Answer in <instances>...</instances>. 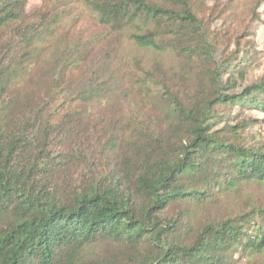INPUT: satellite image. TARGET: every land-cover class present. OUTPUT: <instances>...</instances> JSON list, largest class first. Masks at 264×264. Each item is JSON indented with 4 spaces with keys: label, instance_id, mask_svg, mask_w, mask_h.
Returning a JSON list of instances; mask_svg holds the SVG:
<instances>
[{
    "label": "trees",
    "instance_id": "trees-1",
    "mask_svg": "<svg viewBox=\"0 0 264 264\" xmlns=\"http://www.w3.org/2000/svg\"><path fill=\"white\" fill-rule=\"evenodd\" d=\"M36 2L0 0V264H264V0Z\"/></svg>",
    "mask_w": 264,
    "mask_h": 264
},
{
    "label": "rangeland",
    "instance_id": "rangeland-1",
    "mask_svg": "<svg viewBox=\"0 0 264 264\" xmlns=\"http://www.w3.org/2000/svg\"><path fill=\"white\" fill-rule=\"evenodd\" d=\"M67 1V0H66ZM81 0H71L69 2L68 7H71L70 10L72 11V16H76L79 14L80 11H83L81 8ZM36 0H29L30 6L36 5ZM264 9V7H263ZM79 10V11H78ZM264 18V14H261ZM83 20L82 22H87L85 20L87 18V14L82 15ZM85 18V19H84ZM254 42L256 43V52H257V59L255 60L256 66H259L260 70L256 75H260L262 73V70L264 69V26H256L254 27ZM125 50V57L131 59L133 56H143L144 62L148 63L155 59V55L151 54L148 51L138 50L134 48H129L127 45L124 46ZM162 62L167 65L168 67L173 65V60L169 56H163ZM253 76V75H251ZM250 76V77H251ZM259 258L252 260L254 264H262L259 262ZM250 262V261H249ZM264 263V262H263Z\"/></svg>",
    "mask_w": 264,
    "mask_h": 264
}]
</instances>
